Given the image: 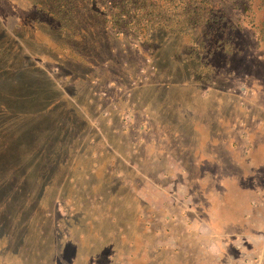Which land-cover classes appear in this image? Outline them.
<instances>
[{"label":"rangeland","instance_id":"rangeland-1","mask_svg":"<svg viewBox=\"0 0 264 264\" xmlns=\"http://www.w3.org/2000/svg\"><path fill=\"white\" fill-rule=\"evenodd\" d=\"M192 2L149 42L136 25L84 59L44 17L28 22L32 0H0L1 74L15 77L0 264H147L155 239L185 232L180 211L216 213L231 181L263 180L247 160L264 139V0Z\"/></svg>","mask_w":264,"mask_h":264},{"label":"flooded vegetation","instance_id":"flooded-vegetation-1","mask_svg":"<svg viewBox=\"0 0 264 264\" xmlns=\"http://www.w3.org/2000/svg\"><path fill=\"white\" fill-rule=\"evenodd\" d=\"M223 142L235 148L232 140ZM262 148L264 139L251 144L247 163L255 173H264ZM225 182L228 181L220 180L218 184ZM228 186L229 193L225 191L219 196L223 207L216 213L209 211L210 207L201 206L189 207L184 214L180 211L181 217L190 216L184 228L188 235L183 231L181 237L170 234L166 239L158 240V243L155 239L149 256H145L147 264H264V175L262 181L241 178L231 181ZM165 214H170L168 216L172 220L170 211ZM171 225L169 231L163 229V232H170ZM154 230H159V234L155 235L160 236V229L155 227ZM217 245H220L221 252L216 249ZM159 254L165 259L161 260ZM218 254L222 258L219 259ZM132 257L129 258L134 260L137 255Z\"/></svg>","mask_w":264,"mask_h":264},{"label":"trees","instance_id":"trees-1","mask_svg":"<svg viewBox=\"0 0 264 264\" xmlns=\"http://www.w3.org/2000/svg\"><path fill=\"white\" fill-rule=\"evenodd\" d=\"M193 0H32L33 8L37 14L35 17L28 18V22H41V18L50 21L54 33L59 37H64L70 44L77 43L78 47L72 49L75 54L82 58H88L79 47L85 48L88 43H95L99 36L102 38H111L125 32L127 28H135L136 25H142L143 32L141 37L149 42L154 37V30L165 31L171 27L169 22L173 21L179 15V9H182L181 15L184 17ZM200 1V2H198ZM198 2V3H197ZM209 2V1H208ZM195 10L202 6V0H196ZM210 3V2H209ZM195 4V3H194ZM210 13V17L212 18ZM185 17L182 22H185ZM212 21V19H211ZM0 19V23H1ZM26 22V23H28ZM30 24V23H28ZM34 26V24H32ZM173 26V25H172ZM4 31V30H3ZM135 32V31H134ZM62 45L68 46L67 41H61ZM75 42V43H73ZM18 51H22V46L18 41L14 42ZM9 49V48H7ZM87 51V50H86ZM3 51H0V61ZM2 56V57H1ZM15 56L16 52H15ZM92 58V57H91ZM26 59L22 56V61ZM19 60H21L19 58ZM0 63V114L7 116L9 100L15 96L12 95L15 89L14 73L7 71L1 74L3 68ZM4 65V63H3ZM3 103H5L3 105ZM5 144L0 140V147Z\"/></svg>","mask_w":264,"mask_h":264},{"label":"crops","instance_id":"crops-1","mask_svg":"<svg viewBox=\"0 0 264 264\" xmlns=\"http://www.w3.org/2000/svg\"><path fill=\"white\" fill-rule=\"evenodd\" d=\"M216 249H218V251L221 252V251H220V245H217ZM216 251H217V250H216ZM204 256H205V255H204ZM217 256L219 257V259L222 258V256H221L220 254H218Z\"/></svg>","mask_w":264,"mask_h":264}]
</instances>
